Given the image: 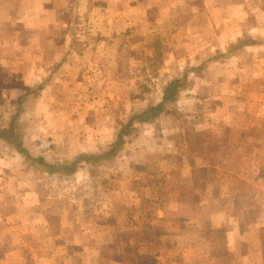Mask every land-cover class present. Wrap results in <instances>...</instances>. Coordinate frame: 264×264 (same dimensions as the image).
Returning <instances> with one entry per match:
<instances>
[{
    "label": "rangeland",
    "instance_id": "rangeland-1",
    "mask_svg": "<svg viewBox=\"0 0 264 264\" xmlns=\"http://www.w3.org/2000/svg\"><path fill=\"white\" fill-rule=\"evenodd\" d=\"M212 37L175 50L167 67L159 46L125 48L112 65L67 61L64 48L35 75L22 71L15 48L0 47V129L14 116L23 148L0 137V264L12 260L1 251L13 231L32 246L16 254L23 264H160L169 248L189 252L185 264L207 252L241 264L246 251L247 264H264V35ZM93 71L99 81L88 86ZM173 80L172 100L147 121L131 119L113 156L69 175L33 161L106 151ZM208 213L218 221L195 218ZM72 233L74 247L64 240Z\"/></svg>",
    "mask_w": 264,
    "mask_h": 264
},
{
    "label": "crops",
    "instance_id": "crops-1",
    "mask_svg": "<svg viewBox=\"0 0 264 264\" xmlns=\"http://www.w3.org/2000/svg\"><path fill=\"white\" fill-rule=\"evenodd\" d=\"M248 17L254 21L247 28L244 22ZM243 31L264 35V0H0V39H3L0 47L16 49L12 57L24 65L22 71L26 74L45 72L35 65L55 64L62 58L64 52L61 49L64 48L69 49L68 55H63L69 57L67 61L112 65L118 62L120 51L125 48H149L151 52L152 47L159 46L164 49L161 64L167 67L177 62L173 57L175 50H187L190 41L212 35L213 43H229ZM250 45L251 42L243 44L244 47ZM160 69V75H163L166 68ZM22 203L28 206V202L22 200ZM207 216L214 223L218 221V217L209 213L197 214L195 218L202 220ZM22 222H28V219ZM22 222L19 224L21 232L27 228ZM71 223L76 225L78 221L74 218ZM77 226L80 235H89V232L86 234V222L79 229ZM217 226L221 227L220 223ZM70 235L64 240L74 247L76 236ZM10 238V244H6L1 252L7 258L12 256L8 264H23L22 260L16 262V254L19 249L28 250L32 246L20 233L13 231ZM14 243L20 245L13 247ZM161 252L164 257H159L160 264L172 262L171 258L176 256L180 260L175 264H185L184 257L190 254L172 248ZM247 253H243L241 264H247ZM216 255L197 253L189 264H240L232 262L229 253L225 262Z\"/></svg>",
    "mask_w": 264,
    "mask_h": 264
},
{
    "label": "trees",
    "instance_id": "trees-1",
    "mask_svg": "<svg viewBox=\"0 0 264 264\" xmlns=\"http://www.w3.org/2000/svg\"><path fill=\"white\" fill-rule=\"evenodd\" d=\"M178 81H170L168 82L163 88V95L161 101L155 105L148 107L146 110H143L135 115H132L130 119L127 121L125 125L121 127L116 135V139L114 142L109 146V148L99 154H79L73 160L66 162V163H58V164H50L45 162L42 158H32L33 161L39 165L44 167L45 172L47 173H62L64 175H69L75 172L77 166L81 162L87 161H94L95 159L99 160L106 156H113L120 145L123 143V134L128 133V129L130 126V120L136 119L138 122L147 121L149 118L158 115L161 111L162 105L168 101H171L176 93ZM13 118L11 119L8 128L0 129V137L11 142L14 146H16L19 152H23V148L20 146L19 142L12 136V128H13Z\"/></svg>",
    "mask_w": 264,
    "mask_h": 264
},
{
    "label": "built area",
    "instance_id": "built-area-1",
    "mask_svg": "<svg viewBox=\"0 0 264 264\" xmlns=\"http://www.w3.org/2000/svg\"><path fill=\"white\" fill-rule=\"evenodd\" d=\"M98 75H99V71L98 72H92L89 76H87V84L88 86L94 84V83H98L99 79H98Z\"/></svg>",
    "mask_w": 264,
    "mask_h": 264
}]
</instances>
